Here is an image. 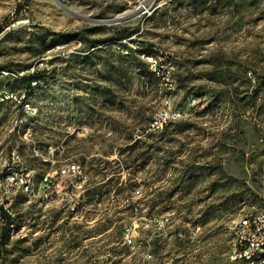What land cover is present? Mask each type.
<instances>
[{
    "label": "rangeland",
    "instance_id": "1",
    "mask_svg": "<svg viewBox=\"0 0 264 264\" xmlns=\"http://www.w3.org/2000/svg\"><path fill=\"white\" fill-rule=\"evenodd\" d=\"M108 38L88 63L71 58ZM153 46L173 59L182 113L156 133L146 125L162 83L147 67L124 75ZM39 59L47 70L29 90L19 77ZM140 136L166 143L144 165L138 148L123 150ZM263 161L264 0H0V206L11 223L0 213V264H89L104 251L75 238L114 240L124 225L137 245L113 246L115 264H246L230 259L229 225L261 204ZM67 163L76 172L58 174ZM78 203L89 215L69 224L62 212Z\"/></svg>",
    "mask_w": 264,
    "mask_h": 264
},
{
    "label": "built area",
    "instance_id": "2",
    "mask_svg": "<svg viewBox=\"0 0 264 264\" xmlns=\"http://www.w3.org/2000/svg\"><path fill=\"white\" fill-rule=\"evenodd\" d=\"M143 61L146 67L152 72L155 78L162 83L163 96L161 100V106L152 114L151 118L147 122L146 131L156 133L160 131L164 126L181 118L182 113L175 105L176 96V77L175 66L172 57L153 46L150 53L142 54ZM43 59H39L34 66H32L27 75L34 74L37 70L46 69ZM21 75L19 78H21ZM38 84L32 82L31 87ZM18 150V144H16L12 152ZM66 168H59V173H65L66 170L76 172L78 165L74 163H67ZM47 179V177H45ZM260 205L249 206L247 208H241L233 217L230 222L229 229L232 235L233 244L230 254V259L234 262H243L246 264H264V161L261 166V183L259 188ZM45 198H47L45 196ZM71 198V197H70ZM77 205L71 207L68 212L65 213L70 216L68 223L76 224V217H83L85 213L84 205H80L81 209H78ZM87 215H84V222L86 225V231H92V221H88ZM11 223H9V226ZM138 233L130 226H122L119 235L109 237L108 233L101 232L94 235L82 234L75 238L73 244H76V248L89 247L93 252L97 250L104 251L101 258H90L87 262L89 264H115L110 258V249H114L113 246L118 245L121 248L132 250L137 245ZM95 239V240H94ZM148 242V240H147ZM149 243V242H148ZM122 250V249H121ZM121 251H117L115 254L120 255ZM148 255V254H146ZM145 264V263H143Z\"/></svg>",
    "mask_w": 264,
    "mask_h": 264
},
{
    "label": "trees",
    "instance_id": "3",
    "mask_svg": "<svg viewBox=\"0 0 264 264\" xmlns=\"http://www.w3.org/2000/svg\"><path fill=\"white\" fill-rule=\"evenodd\" d=\"M122 31H123V35H124L125 38H130L132 33H134V31L129 29V27H124L122 29ZM111 39L112 38H108L106 40H104V39L103 40L89 39L87 41L88 42L87 45L89 46V49H91V50L86 55L82 56V55H79V54H72L70 56H71V58H79V59H81V61L83 63H88V61L91 60L93 57H97L98 53L101 51V47H98V46L103 44L104 42H106L108 40H111ZM129 42L134 43L136 41L133 38H130ZM127 48H128V52H135V51H132L131 47H127ZM146 53H148V52H146ZM139 54H145V53H144V51H141V53L139 52ZM127 59L128 60H127V63H126L125 69H124V75L127 76V77H131L132 75L144 76L145 71H146L145 63H143L140 59H137V57H133L131 60L129 58H127ZM105 60H106V62H108L107 59H105ZM1 67L5 68V69H8V68L11 67V65L10 64H3V65H1ZM46 70L47 69H40V70H37L32 75L22 76L20 78L21 79V84L25 88L31 90V83L32 82H37L38 83L40 81V77L46 72ZM107 72H109V73L107 74V76H105V77H107L106 79H111L112 75H109V74H110V72H112V73L116 72V69L112 70L111 67H109ZM97 90L100 93L101 97H105V95L110 94L109 88H101V89H97ZM171 123L172 122H170L169 124H171ZM149 136L151 137L153 135L149 134L148 138H150ZM162 136L165 137L166 135L163 134ZM165 144L166 143L163 144V147L159 148V145H156V143L154 144L153 140L144 141V140H142V137L140 136V137L135 138L133 141L127 140L125 142V147H124L123 150L130 151V150L134 149L135 147L138 148V151H136V153H135V155L133 157V160H134V162H138L139 164L144 165L146 163V161L148 160V158H151V154L153 153L152 151L156 150V148H159L158 150H163V148L166 146ZM123 150H121L119 153H121ZM163 152H164V150H163ZM165 158H168V159H162V165L169 166V164H170L169 160L170 159H169V157H165ZM123 164L125 166L126 162L124 161ZM121 166H123V165H121ZM134 207H135L134 204H130L129 208H127V209L129 210V209H132ZM0 213L2 215V218L5 219V222L3 223V228L6 229V227L9 225V222H10V218H9L8 212H7L6 209H3L0 206ZM4 241H5L4 237H2L1 238V244Z\"/></svg>",
    "mask_w": 264,
    "mask_h": 264
},
{
    "label": "water",
    "instance_id": "4",
    "mask_svg": "<svg viewBox=\"0 0 264 264\" xmlns=\"http://www.w3.org/2000/svg\"><path fill=\"white\" fill-rule=\"evenodd\" d=\"M54 1H57V0H54ZM125 17L126 16H120V17L110 18V19H106V20L91 19V21L92 22H109V23H115V22H119V21L125 19Z\"/></svg>",
    "mask_w": 264,
    "mask_h": 264
}]
</instances>
